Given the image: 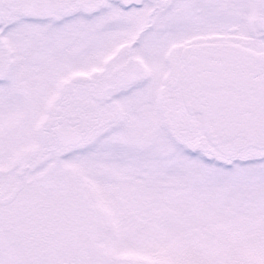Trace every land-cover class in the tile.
Returning a JSON list of instances; mask_svg holds the SVG:
<instances>
[{
	"label": "snow or ice",
	"instance_id": "snow-or-ice-1",
	"mask_svg": "<svg viewBox=\"0 0 264 264\" xmlns=\"http://www.w3.org/2000/svg\"><path fill=\"white\" fill-rule=\"evenodd\" d=\"M0 264H264V0H0Z\"/></svg>",
	"mask_w": 264,
	"mask_h": 264
}]
</instances>
